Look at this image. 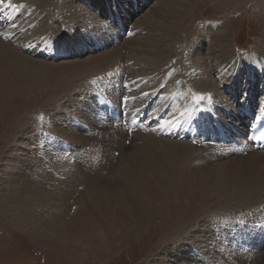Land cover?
Segmentation results:
<instances>
[{
    "label": "bare ground",
    "instance_id": "1",
    "mask_svg": "<svg viewBox=\"0 0 264 264\" xmlns=\"http://www.w3.org/2000/svg\"><path fill=\"white\" fill-rule=\"evenodd\" d=\"M12 1L14 0H5V3L15 4L18 7V13L12 11L15 20L6 24L2 22L0 16V109L16 101L17 104L24 100L29 101L38 94L43 95L48 104V112L42 120L31 117L24 119L25 122L21 121V126L18 127L20 131L2 163L4 167L0 171L2 174L0 185H3L6 194L8 193V205L11 206L12 211L17 212L23 208L22 212L27 216L26 220L35 222L40 217L39 213L50 214L52 210L55 213L54 210H61L62 206L69 202L68 197L71 199L74 197L73 200L79 205L80 210L86 212V216L88 215L92 220L98 221L103 229L105 227L104 231L124 234L134 229L137 224L148 227L155 221L170 223L169 226L178 224L180 226L189 220L191 215L188 210L189 197L214 196L223 208L219 209L220 211L240 210L236 211L238 212L236 214L222 211L211 217L206 216L198 223V228L191 229L196 232L197 237L192 238L194 239L192 252L190 250V253L187 252L188 259H191L190 263L184 260L180 252L182 246L171 251V258L180 259V264H228L225 260H231L235 264L236 260L245 261L246 255L232 253L226 255V252L221 251L227 249L226 240L237 231V219L249 216L251 212H253L252 216L256 214L259 217L264 216V170L253 173L250 177L242 176V171L236 168V159L222 166H213L212 162L216 158L233 156L231 149L221 147L220 152L210 147H197L191 142L175 139L179 131V126L175 127V123L170 128L159 130L158 124L162 121V117L160 121H155L154 118L160 114V111L150 119V123L158 128L156 131H153L154 128L148 130L141 126L137 123V119L145 107L150 106L149 109H152L155 106L156 109V106L160 105V110L163 109L161 102L172 97L174 95L172 90L174 91L178 86L180 93L173 96L175 101L167 109L179 115L177 123H187L184 120L188 118L187 112L184 115L180 113L184 109L188 111L194 107L193 93L201 95L209 93L218 103V109L226 113V118L234 119L237 128L242 127L243 119L240 118L237 108L241 106V100L246 99L245 102H248L250 107L254 103L258 108L264 105V50L257 54L237 53L228 48L226 40L218 36V31L211 36L207 51L204 53L200 52L198 47L194 49L187 43L183 48L184 44L181 45L178 34L184 32L183 21L191 17L192 1L190 0H164L162 7L148 12L146 19L142 21L139 19L141 22L136 25L140 26L139 31L142 35L132 40H129L130 36L121 37L120 33L115 35V31L112 32L115 25V29L118 30L116 16L121 22L123 31L132 29L134 34L137 30L134 23L135 27L131 25V29L126 28L127 25L123 26L125 20L121 18L122 15L125 13V16H129L128 20L132 16L123 11L120 0H115L116 4L111 5L113 10L105 7L110 2L106 1L104 4V0H100V4H96L94 2L97 0H86L89 5H95L100 10V15L96 19L102 18V21L110 22L111 25L100 22L101 26H97L95 23L97 21L93 17L86 19L85 16L74 13L70 18H77L80 21L79 29L68 32L66 28V30L60 29L59 32L58 29L61 28L59 24L58 29L48 25L53 20L51 14L53 16L54 12L50 6L52 7L51 2L54 0H37L38 7L27 4V0ZM43 1L44 5L41 9L39 4ZM136 1L139 5L147 0ZM215 1L218 11L221 12L225 0ZM70 2L72 1L63 0L60 3H53V8L57 7L61 10L68 8L69 11L68 3L72 4ZM117 4L118 8L115 7ZM128 6L129 8L125 10L134 11L132 6ZM61 18L64 19L63 14ZM13 23L17 25L11 26ZM70 24L72 23L67 25L71 26ZM53 35L57 39L52 38ZM114 37L124 43L137 44V48L130 52H136L138 55L134 57L131 55L130 58L136 61L138 72L135 77L140 78V84L143 80L145 88L150 89L152 85L162 82L165 84H162L164 89L169 88L168 92L166 90L167 95L165 94L161 99L143 95L132 99L129 96L130 90L136 88L134 86L137 82L124 79V72L127 74L133 69L129 71L125 66L127 64L124 65L125 67L119 65L122 60L121 50L113 42ZM126 37L128 41H124ZM37 39L38 41L34 42ZM97 43L100 45L97 46ZM175 45H178L176 50ZM190 47L193 50L187 53L186 50ZM128 48L127 46V51ZM89 50L94 51H90L92 54L100 51L85 60L62 62L58 65L52 63L63 60L66 56L78 57L85 53L89 54ZM178 51L182 58L181 62L185 61L188 64L186 76H182L174 66L163 69L170 63L171 57H177L175 54ZM144 55L149 56V59ZM148 64L152 65L150 72L140 68ZM118 65L120 70L116 69L113 76L114 88L111 86L112 91L107 92L108 99L103 101V106L111 104L114 117L118 114L125 118L130 130L135 125L130 133L112 128L111 123L109 128L104 127L99 117L102 108L98 103L96 105L92 97L97 92L96 87L101 89L103 84H106L99 80L100 77L104 76L109 68ZM149 67L148 65L147 68ZM230 69L235 72H230ZM254 72L259 73L255 76ZM110 76L107 75L106 78ZM180 76L184 79L179 85ZM164 78L167 80H163ZM93 81H96L94 82L96 87L90 91L89 86ZM119 83H122V86L118 87ZM187 83H190V86ZM227 88L230 92L226 91ZM184 90L188 93H183ZM138 91L137 89L135 92ZM63 96L65 101L61 103L60 99ZM124 96L130 98L128 102L120 100ZM250 96L251 98L248 99ZM97 99L103 98L97 97ZM138 102L142 104L140 108L134 110L132 105ZM188 103L190 108L187 110ZM165 105H168L167 102ZM189 117L193 124L197 123L198 133L206 134V139L214 135V132L212 134L208 132L210 129L217 131V128L201 124L204 118H210L207 110L201 109L196 113L194 109ZM83 121L85 123L90 121L89 127L93 132H89L90 135L83 134ZM96 132L97 137H94ZM132 135L133 143L139 142L138 146L134 144L131 153L122 154L118 167L109 173L108 178L103 179L100 174L104 170L101 168L102 163L112 162L110 155L115 151L113 147H122L123 152L126 151L122 143L126 136L128 140V136ZM64 138L68 139L67 144ZM68 148L70 149L67 150ZM263 162L264 155L254 152L250 163L254 171H258ZM206 165L212 167L204 171ZM104 166L106 168V163ZM3 197L7 198L6 195ZM260 220L264 225V218ZM258 222L256 223L260 227ZM258 227L255 229L258 233L253 228L241 233L254 236V240L250 238L251 243L254 242L251 253L247 251L246 257L254 255L255 258V252L264 247L261 243L260 246L258 244L255 247L257 234L264 235V230L259 232ZM228 257L230 259H227Z\"/></svg>",
    "mask_w": 264,
    "mask_h": 264
},
{
    "label": "rangeland",
    "instance_id": "2",
    "mask_svg": "<svg viewBox=\"0 0 264 264\" xmlns=\"http://www.w3.org/2000/svg\"><path fill=\"white\" fill-rule=\"evenodd\" d=\"M17 1L18 0H14L13 2H17ZM55 1L60 3V1L62 2L63 0H54L53 2H51L52 7L50 6V8L54 12L53 16L51 14L53 23L49 22L48 25L54 29H58L57 26L59 24V27H61L58 29L59 32L60 29L64 30L65 28L67 29V30L65 29L67 32L71 30L77 31L79 29L78 25H80V21L77 18L76 19L70 18L71 15L74 13H78L79 16H85L86 19L93 17V19L97 21L95 22L97 26L100 25L99 24L100 22H106L111 25L110 22L102 21L101 20L102 18L96 19V17H99L100 15V10L95 5H93L94 7L89 5V3L86 0H71L72 2L70 3L72 4L68 3V5L70 6L69 11H67L68 8L62 9L64 11H62L61 9H57V7L53 8L54 5L53 3H56ZM106 1L110 2L107 5H105L106 9L108 8L110 9L111 5L116 4L115 0H104V4H106ZM190 1H192L191 17L183 21L182 31L184 32H180L178 34L180 42H182L181 45L184 44L183 48L187 43L193 48L198 47L199 51L204 53L207 51L208 43L211 36L218 31L217 32L219 33L218 36L223 37L222 40L224 41L226 40L225 42L226 44H228V48L230 50L236 51L237 53L254 52L257 54V52L264 50V0H225L224 3L225 5L224 8L221 9L222 10L221 12L218 11L217 2L215 0H201V1L190 0ZM119 2L123 6V7L120 6L121 8L124 9L122 10L127 12L128 15L131 14L132 16V18L130 17L129 20H128L129 16H125V13L121 17L123 21L125 20L123 26L127 25L128 27L126 28L131 29V25L137 26L136 24H140L142 19H146V16H148V12H150L153 9L156 10L157 8L162 7L164 0H147L146 2H143V4L139 3V5L137 4L136 0H120ZM28 3L31 6L38 7L37 0H27V4ZM43 3L44 1L39 4V7L44 5ZM94 3L100 4V0H97V2ZM128 5L132 6L134 11L132 10L128 12V10H125L129 8ZM137 5L139 6V8H137ZM115 7L118 8L119 5L117 4V6ZM41 9H43V7H41ZM111 9L113 10V8ZM59 13L61 15L63 14L64 19L61 18V15ZM26 14L28 13L26 12ZM123 17H125V19ZM22 18L23 16H21L20 19ZM125 22H127V24H125ZM68 23H72L73 25L70 24L71 26H68L67 25ZM14 24L17 25V23ZM115 27L114 29H112V32L115 31V35H118L120 31L117 32V29H115ZM139 28L140 26L136 27L137 30L135 31L137 33L135 32L131 37H129V40L130 39L132 40L133 38L141 37L142 34L140 33L142 32L139 31ZM132 31L133 30L131 29V32ZM54 36L55 35H53L52 38H56ZM38 39L34 40V42H37ZM124 41H128V38H126ZM201 42L202 44H200ZM128 43L127 42L124 43L122 42V40L121 41L118 40V43H115L116 46H118L117 48L121 50L120 55L122 56V60H121V64L119 65L123 67L126 66L129 71L133 69V71L127 72V74L126 72H124V79L126 81L135 80L133 82H137V84L134 87H136V89H138L140 93H148V92L152 93L153 91L159 88V94L161 97H164L165 94L167 95L169 88L165 87L164 89L163 85L165 84L162 82L158 83L160 87L158 86V84H154L150 87V89L145 88V83L142 82L143 80L142 81L140 80L142 83L140 84L139 82L140 78L138 79L137 77H135V74H137L138 72L136 61L130 58L131 55L133 57L138 55V53L136 52L135 53L130 52V50L132 49L135 50L137 48L136 46L137 44L130 42ZM125 44L129 47L128 51L130 53L127 51V46ZM177 46L178 45L174 46L175 50L177 49L176 48ZM193 48L191 47L188 48L186 52L187 53L190 52L191 50H193ZM90 51L92 50H89V52ZM92 52H90L91 54L85 53L84 55H80L78 57L66 56L63 58V60L62 59L56 60L52 63L58 65L62 62L69 63L75 60H85L88 57L95 56L96 54L99 53L96 52L92 54ZM124 52L126 55L128 54L129 55L126 57ZM178 53L180 52L178 51L175 54V56L177 57L174 56L171 57L170 63L168 62L169 64L164 66L163 69L165 68L164 70H166L174 66L175 70H178V72L180 71V74H182V76L183 75L186 76L187 74H185V72H187L186 67L188 64L185 63L184 60H183L184 63L181 62L182 58ZM144 57L149 59V56L144 55ZM129 59H131L132 61ZM118 63H120V61H118ZM119 65L117 67L113 66L111 68L120 70ZM148 65L150 66L149 68H147ZM148 65H144L140 68H143V70L145 68L146 72L148 71L150 72L149 69L152 68L151 67L152 65L151 64ZM175 65L176 67L177 65H179L178 66L179 68L178 67L176 68ZM111 68L109 69L112 70ZM240 70L242 72V69ZM257 70L262 72L259 69ZM230 72L233 73L235 72V70L230 69ZM254 73L255 76H257L259 72H254ZM183 79L184 77L181 76L179 77L178 80L179 85L183 81ZM163 80L166 81L167 79L164 78ZM94 82L96 81H93V83ZM188 84L190 86V83H187V85ZM174 90L177 93H180V88L178 86ZM185 91L187 90H184L183 93ZM172 92L174 93L173 90ZM258 93L261 94L260 91H258ZM129 94H130L129 96H133L131 95V93ZM147 97L150 98L151 95L149 94L147 95ZM64 101L65 98L63 96L60 99V102L62 103ZM17 102L18 101L15 102L16 104L10 103L8 105H5L2 109H0V171L3 169L2 167H4L2 166V163L5 160L6 153L10 149L13 140L20 131L18 127L21 126V121L23 120L22 122H25L24 119H28L31 117H33V119L36 120L37 119L42 120L45 117L46 113L48 112L47 100L44 99L43 95L40 94H38L37 96H33L31 99H29V101L24 100L20 104L19 103L17 104ZM137 105L138 104H133L132 108L134 110L135 108L138 109ZM172 115L178 116L177 113H173V112ZM175 121L178 122L179 117ZM88 122L85 123L83 121L84 135H90L89 132H92V129L91 127H89ZM92 133L91 135H93ZM94 137H97V132L94 134ZM133 139H134L133 135L128 136V140L126 136L124 143L121 142L122 145L127 149L124 152L121 149L122 147L121 148L117 146L113 147L115 148V151L111 152L112 154L110 153L111 154L110 156L112 157V162L111 161L103 162L101 165L102 166L101 168L102 169L104 168V170L100 172L103 179L104 177L108 178L109 173L113 169H116L118 167V165L121 162L120 160L122 154L131 153V151H133L132 148L134 144L135 146H138L137 144H139V142L133 143ZM64 141L66 143L68 142V139L64 138ZM69 149L70 148H68L67 150ZM255 153L258 154L259 152H255ZM259 155H264V154L259 153ZM253 156H254V152L246 155H233V156L230 155V156L221 157V159L216 158V160L213 161L212 164L213 166L214 165L222 166L228 163V161L230 160L232 161V159H236L237 161L236 168H239L240 171H242L241 175L250 177L253 173H257L259 171L264 170V162H263L262 164H260L258 171H254V168H252L253 166L251 167L250 165ZM105 163L107 165L106 166L107 169L104 166ZM210 166L212 167V165ZM210 166L206 165L205 168H203V170L206 171V169L210 168ZM1 175L2 174L0 173V177ZM5 195L7 197L8 193ZM68 198H69L68 199L69 202L66 203L64 206H62L63 208H61V210H54L55 213H53L52 210L50 214L39 213L40 217L36 219L35 222L34 220L30 222L28 221V219L26 220L25 217L27 216L24 214V212H22V210L24 211L23 208L19 209V211L17 212L16 211L13 212L11 206L8 205L9 204L8 197L0 198V264H160V263L180 264L181 263L180 259H177L176 257L177 260H173V258H171L170 255L171 251L172 252L175 251V249L180 246H182L180 252L184 257V260L186 259V261L190 263L191 259H188L189 255H187V252L189 250L192 252V249L194 248L193 241L197 237L195 236L196 234L195 231L189 229V231L192 232L193 234L190 236V238L184 240L179 245L167 246L165 244V241L169 239L171 234H174V229L176 227L187 228L189 225L193 223L198 224L206 216L211 217L214 216L215 214L217 215V213L219 212L227 211L226 209L221 211L219 210L223 208H221L220 202H218V200H216L214 196L212 197L211 196L203 197L199 195H197L196 197L192 196L189 197L188 199L189 202L188 210L191 212L190 218L189 220L185 221V223H183L182 225L178 226L179 225L178 224L177 226H169L170 223L164 224L163 222L155 221L151 223V225H149L148 227L147 226L144 227L141 224H137V226L131 231H127L124 234H118L111 231L110 232H107L106 230L104 231L105 227L103 229L100 223H98V221L92 220L91 217H89L88 215L86 216L85 214L86 212L84 213L83 211L80 210L79 205L73 200L74 197L72 199L70 197ZM239 210L234 209V211H229V212L227 211V212L228 213L234 212L236 214L238 213L236 211ZM252 215L253 212H251L249 216H245L237 219L236 221L237 231L235 230L236 232H233V234L230 235V238L226 240L225 246L227 249H225L224 251L222 250L221 252H226L227 253L226 255H231L230 253H232L233 255L243 254L246 256H248V254H246L247 251L251 253L250 252L251 246L254 245V242L251 243L250 238L253 239L254 236L251 237V234H245V232L244 234L241 233L243 231H250L251 228H253L254 231L257 232L255 229L258 227L256 223L258 221H259L258 223H260V227H258L260 228L259 232L262 229L264 230L263 222L260 220L263 219L264 216L259 217L257 214L254 216ZM256 239H257V244H255V247H257L258 244L260 246V243L261 245L264 244V235L262 236L260 234H257ZM165 247H167V251L164 250ZM255 255H256L255 258L254 255H250L249 257L244 256V259L247 262L245 261L242 262V260H236L235 264H241V263L264 264V247L263 249L255 252ZM240 257L241 256H239V258ZM227 259L230 258L228 257ZM225 261L228 264L229 263L233 264L231 260H225Z\"/></svg>",
    "mask_w": 264,
    "mask_h": 264
},
{
    "label": "snow or ice",
    "instance_id": "3",
    "mask_svg": "<svg viewBox=\"0 0 264 264\" xmlns=\"http://www.w3.org/2000/svg\"><path fill=\"white\" fill-rule=\"evenodd\" d=\"M0 5H3L4 7H8L9 6L7 3H5V0H0ZM142 95L146 97L147 95H149V93H142ZM129 99L130 98L128 96H124L123 97V101L124 102H128ZM132 99H135V98H132ZM204 99H205L204 96H201L200 94H197V93H193V101L196 104H199ZM188 115L190 116L191 113H188ZM257 119L264 120V117H257ZM173 124H174V120L173 119L162 120L158 124V128H159V130L163 131L166 128L172 127ZM155 130L156 129H153V131H155ZM249 139H251V137H249ZM194 143H195V141H194ZM5 194H6V189L3 187V185H0V198H2ZM198 227H199L198 224L193 223V224L189 225L187 228H180V227L175 228L174 229V234L170 235L169 239L165 241V244L167 246L179 245L184 240L190 238V236L193 234L192 232L189 231V229H196ZM164 250L167 251V247H165Z\"/></svg>",
    "mask_w": 264,
    "mask_h": 264
}]
</instances>
